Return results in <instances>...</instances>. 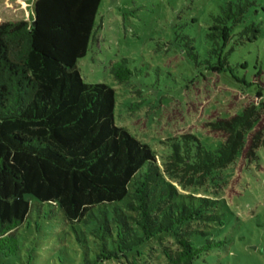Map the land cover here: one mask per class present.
Segmentation results:
<instances>
[{"label": "trees", "instance_id": "16d2710c", "mask_svg": "<svg viewBox=\"0 0 264 264\" xmlns=\"http://www.w3.org/2000/svg\"><path fill=\"white\" fill-rule=\"evenodd\" d=\"M102 0H33L32 15L0 21V254L18 251L15 232L32 201L47 204L67 221L95 220L94 237L105 252L130 250L167 233L181 251L171 264H192L223 241L196 246L195 225L222 223L215 197L182 194L199 188L236 160L257 159L264 147V70L253 80L234 74L229 55L255 40L259 25L250 0H227L205 33V69L253 86L239 112L213 114L206 131L209 148L190 132L170 139L161 161L114 122L115 92L82 81L76 63L86 56L98 26ZM257 12V10H255ZM193 39L189 55L197 59ZM239 66V64L237 65ZM243 67V64L241 65ZM119 83L132 75L127 60L111 67ZM234 96V100L238 99ZM107 244L113 246L109 251Z\"/></svg>", "mask_w": 264, "mask_h": 264}, {"label": "rangeland", "instance_id": "374dc122", "mask_svg": "<svg viewBox=\"0 0 264 264\" xmlns=\"http://www.w3.org/2000/svg\"><path fill=\"white\" fill-rule=\"evenodd\" d=\"M227 0H102L97 31L85 57L76 63L83 82L103 83L115 92L114 122L155 152L159 161L170 152V139L190 132L209 148L218 139L206 131L212 115L228 116L241 110L242 96H252L225 74L205 69L207 27ZM252 21L259 25L255 40L230 53L234 74L249 82L264 70V0H250ZM18 0L0 2V21L26 13L13 8ZM31 13L33 0H19ZM6 11L3 15L2 11ZM257 10V12H255ZM15 19H19L16 18ZM187 37L193 39L197 59L190 57ZM127 60L132 75L119 83L111 67ZM239 64V66H237ZM243 64V67L241 66ZM234 96L239 98L234 100ZM235 161L216 172L199 188L182 194L219 200L222 223L199 224L206 234L189 235L196 246L206 240L223 241L219 248L201 253L192 264H264V147L257 159ZM29 216L15 232L18 251L0 254V264H171L169 256L181 251L171 235L159 234L130 250L105 252L94 237L95 220L67 221L47 204L33 200ZM109 251L113 250L107 244ZM169 255V256H168Z\"/></svg>", "mask_w": 264, "mask_h": 264}, {"label": "crops", "instance_id": "0c3cea01", "mask_svg": "<svg viewBox=\"0 0 264 264\" xmlns=\"http://www.w3.org/2000/svg\"><path fill=\"white\" fill-rule=\"evenodd\" d=\"M0 2H3V0H0ZM14 9L15 8H18V10L20 11V10H23L25 13H26V15H27V17L28 18H30L31 17V15H32V11H31V13H29L28 12V8L27 7H25V6H23V5H21V4H19V0H18V3H16V4H14V7H13ZM1 13H5V14H3V15H6V17H7V15L8 16H10L11 14H6L7 12L4 10V11H2ZM16 18H23L22 16H15ZM15 17L13 16V17H9L8 19H6V20H12V19H15Z\"/></svg>", "mask_w": 264, "mask_h": 264}]
</instances>
